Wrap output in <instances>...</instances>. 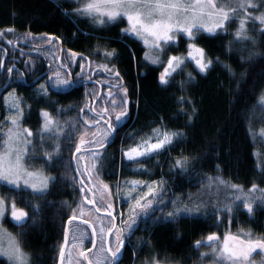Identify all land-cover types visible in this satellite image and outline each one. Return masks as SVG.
Here are the masks:
<instances>
[{"label": "trees", "instance_id": "1", "mask_svg": "<svg viewBox=\"0 0 264 264\" xmlns=\"http://www.w3.org/2000/svg\"><path fill=\"white\" fill-rule=\"evenodd\" d=\"M223 2L225 0L217 1L218 4ZM252 2L257 7L248 8L247 16L244 10L238 9L226 25V31L215 36L198 34L201 38L195 42L213 61L209 71L199 73L195 63L188 61L182 71L173 74L171 86L165 87L159 83L163 65H153L145 59L148 49L141 41L121 35L122 29L128 27L126 19L99 26L87 17L74 15L77 4L69 0H0V34L3 33L0 59L5 64V69L0 70V123L7 118L4 97L15 91L23 100L24 116L20 126L34 132L38 147L29 155V163L54 178L43 195L0 185V197L8 205L14 200L17 208L28 213L22 226L15 225L8 215L3 225L31 255L30 264H59V249L64 243L67 223L83 204L86 191L76 170V166L79 169L78 160L76 166L73 161L80 133L74 134L71 150L63 134L58 140L49 135L41 140L38 135L42 126L41 109L51 113L60 125L72 123L82 128V120L77 123L78 117L91 115L87 110L85 114L79 112L86 103L97 110L110 107L107 99L96 101L92 95L98 96L100 88L104 94L108 92L109 79L104 73L92 75V82L85 75L81 87L71 94H60L55 88H50L47 95L35 92L31 84L34 77L25 68L47 70L49 64L53 70L56 66L64 77L67 69L57 67L60 44L63 63L73 52L78 54L70 66L73 79L80 73L81 63H85V73L90 75L87 62H92L95 69L98 63H108L103 57L105 50H115L116 56L109 58V66L115 65L123 77L122 84L127 87L129 119L113 141L100 151L101 176L111 191L115 192L117 183L124 181L163 180L168 189L165 198L175 194L183 201L177 207L201 204L199 213L178 217L175 222H155L161 216L158 210L151 217L142 218L127 240L122 264H152L156 259L165 264H214L213 247L197 249V240L206 241L213 233L222 238L230 235L246 240L249 236L245 234H250L252 239L264 238V202L259 198L252 202L251 214L246 212L244 202L240 200L233 205L231 214H204L214 207L233 203L231 185H238L247 194L253 184L257 186L256 192L264 190V143L258 141V133L264 126V25L254 19L264 13V0ZM240 19H246L248 38L238 41L235 33ZM51 40L52 45L39 48ZM8 41L12 44L8 45ZM15 43H18L17 47ZM187 43L186 38L179 39L164 53V63L170 55L186 56ZM13 64L19 71L9 75L6 68ZM39 74L37 71L36 75ZM181 97L186 99L183 104L179 103ZM257 110L260 114L256 115ZM159 126L169 132H180L182 136L169 150L153 156L143 165L123 159L121 150L132 147L139 138ZM95 130L97 128L88 129L91 133ZM67 131L69 129L65 127L64 132ZM130 135L136 138L129 139ZM3 139L0 133V148ZM57 143L61 144L59 153L54 152ZM46 152L53 153L55 158L48 161ZM178 158H187V174H173L174 161ZM143 166L148 169L145 173L139 171ZM170 167H173L172 172ZM90 172L86 171L92 180ZM87 177L84 181L88 185ZM82 187L84 192L80 191ZM189 195L196 199L190 202ZM124 201L121 205L123 219L128 220L134 213L131 202ZM167 211H173L172 205ZM201 254L207 255L201 258ZM261 254L264 256V252ZM261 260L264 259H260L259 264ZM0 264L5 263L0 260Z\"/></svg>", "mask_w": 264, "mask_h": 264}, {"label": "snow or ice", "instance_id": "2", "mask_svg": "<svg viewBox=\"0 0 264 264\" xmlns=\"http://www.w3.org/2000/svg\"><path fill=\"white\" fill-rule=\"evenodd\" d=\"M257 5L252 0H225L223 3H217V0H83V3L74 11V15L80 17L91 18L94 24L103 26L105 24H112L119 19L124 18L127 21L128 27L122 29L121 35L126 38L141 41L144 46L149 49L145 53V59L149 60L153 65H163V71L159 74V83L162 86H171L173 74L178 70L183 69V66L188 61H194L199 73H206L212 67L213 61L206 57L205 49L198 46L195 42L201 38L198 34L206 33L208 36L218 35L220 31H226V25L234 18L238 9L244 10L247 16L248 8H256ZM261 25H264V13L254 17ZM246 19H240L239 28L235 36L239 41L247 39L246 36ZM9 32L13 29H8ZM186 38L187 55H170L167 57L166 64L164 63V53L170 47L176 45L177 40ZM45 39V37H41ZM50 42V41H49ZM11 43V41H9ZM78 54L73 52L71 58L66 62L59 65L61 68L67 69L64 78L58 71L49 67L47 70H33L28 67L25 71H29L34 77L32 79V86L37 94L47 95L50 88H55L60 94H71L72 91L81 87L85 75L89 82H92V75L97 73L107 74L109 79L108 92L106 97L93 95V99L104 100L107 99L110 107L103 110H97L94 105L85 104L84 107L79 109L81 114L90 113L91 115H82L78 117L77 123L82 120L83 127L77 128L76 124L60 125L59 121L55 120L51 113L47 110L41 109L40 116L42 118V126L38 135L43 140L45 135H49L54 139H59L63 134L66 137L69 149L71 150L72 143L75 139V133L79 132V143L75 144V153H82L85 144L95 145L99 148H104L112 139L118 135L119 130L126 126L129 119L128 108V90L122 84L123 77L115 68V65L109 66L110 59L116 56L115 50L103 53L105 61L108 63H98L93 69L92 62H87V69L90 75L85 73V63H81L80 73L76 74V79L72 78L70 70L71 64L74 62ZM82 59H86L83 58ZM5 69V64L0 59V70ZM6 71L11 75L14 71L19 70L13 66L7 67ZM39 71L40 74L36 75ZM23 79V76H21ZM45 81L40 83V81ZM114 81V83H113ZM191 81V74H189V82ZM100 81H96L99 83ZM117 89L116 92L113 89ZM10 109H14V114L7 118L10 123L5 133V139L2 148H0V185L7 187L10 190L20 191L21 185L23 190L31 189L33 194L43 195L48 188L50 181L54 182V178L45 176L38 171H29L24 164V157L28 152V146L32 143L33 133L30 129H21L20 124L24 116V108L21 106L23 100L16 97L13 93ZM9 96H5L4 100L7 104ZM117 97L119 99H117ZM186 102L184 97L179 99V103ZM116 109H119L116 112ZM63 111V109H61ZM116 113L113 117V113ZM191 119V116L188 117ZM101 121L103 126L101 128ZM69 131L64 132V128ZM89 128H97L98 132H92L94 139L86 140L85 137L89 135ZM138 135V134H137ZM182 133L176 131H161L160 129H153L152 134L147 137H142L140 142L135 146L129 147L122 152L124 158L131 163L143 165L145 162L152 159L153 156L160 155L162 152L169 150L173 141L180 137ZM129 139H135L136 136L130 135ZM61 144L57 143L54 146V152L59 153ZM89 150V149H83ZM96 158H99V151L91 153ZM48 161L53 160L55 157L53 153H45ZM75 159H83V155ZM175 171L173 174H187L188 161L187 158H178L174 161ZM79 170V169H77ZM139 171L145 173L147 168L140 167ZM170 172L173 167H170ZM219 179V178H217ZM221 184L224 181H219ZM129 185L128 200L130 208L134 213L128 220H124L121 214V227L117 226L116 214L113 211V203H102L101 206L105 210V216L101 219V226L97 230L93 227L91 233V243L96 248L95 259H89L83 251L79 253L81 257L88 261V264H122L126 241L137 230L140 220L147 219L155 214L158 210L161 212L155 222L167 223L175 222L178 217L186 216L189 214H197L200 212L201 204L195 206L185 205L184 207H177L178 204L183 203L182 200L175 197V194L168 196V189L165 187L166 181H147L133 180L126 181ZM120 187L119 183L116 185ZM241 195L233 198L232 204H224L222 207H214L206 211L205 215L216 216L217 213L226 212L231 214L233 205L236 201L244 200V209L248 214L253 212L252 203L248 201L259 198L264 202V195L260 197H250L243 192L238 185L230 186ZM94 188L99 192V199L101 202L106 200L105 193L110 192L108 185H94ZM144 189H147L145 192ZM257 186L253 184L252 191H256ZM84 192V188L80 189ZM264 193V190H260ZM135 193V195H133ZM143 193V195H141ZM85 199L89 204L94 203L93 199ZM189 201H193L196 197L189 195ZM203 203V202H201ZM169 205H172L173 211H167ZM207 208V205H204ZM8 210L7 202L4 198L0 197V219L5 217ZM100 208H96V212H100ZM151 210V211H149ZM82 212V210H81ZM166 213V214H165ZM28 213L23 209L17 208L15 201L11 202L10 219L17 225L22 226L26 222ZM77 216L74 213L69 219V224L76 220ZM84 224H88L85 220ZM127 229V235L125 234ZM78 235L74 234L73 239L78 240L79 243L75 247H82L86 233L77 229ZM248 239H240L235 236H225L222 248H212V255L214 256V264H253L251 259L252 254L257 249L264 252V238L252 239L250 234ZM109 237L112 239L109 240ZM97 240L99 244L97 246ZM218 240L216 234H209L206 241L197 240L195 247L198 249L201 246L212 247L213 243ZM232 243H229V242ZM68 243V232L65 229L64 244L60 246V264H64L65 247ZM89 252L92 249H88ZM71 256V253H69ZM204 255L201 254V258ZM0 257H5L9 264H25L24 254L19 247V243L10 238L7 248L0 245ZM71 264V262H70ZM77 264L79 262L77 261ZM260 264H264L261 260Z\"/></svg>", "mask_w": 264, "mask_h": 264}, {"label": "rangeland", "instance_id": "3", "mask_svg": "<svg viewBox=\"0 0 264 264\" xmlns=\"http://www.w3.org/2000/svg\"><path fill=\"white\" fill-rule=\"evenodd\" d=\"M71 2H74L77 4V8L80 7L83 3V0H69ZM218 1V0H217ZM91 20V18H88ZM3 33L0 34V36L2 35ZM178 42V40H177ZM176 42V43H177ZM144 45V44H143ZM149 51V49H148ZM57 53V52H56ZM54 56H56V54L54 53ZM194 62V61H193ZM32 64V62H30ZM195 63V62H194ZM166 64V63H165ZM54 70H56V67L54 66ZM60 72V71H58ZM61 74V73H60ZM61 78H64L63 75L61 74ZM14 92V95L18 98H20L15 91H10L9 93H13ZM9 93H7L6 96H9ZM12 99L13 97L12 96H9V101L8 103L6 104L5 101H4V106L6 107V111H7V118L14 114V109H10V105H11V102H12ZM22 99V98H20ZM22 106V105H21ZM262 108L264 110V100L262 102ZM258 113L257 114H260L259 111L257 110ZM254 114H255V111H254ZM255 117V115H254ZM7 118L0 123V133L3 135L4 139H5V133L7 131V129L9 127H11L10 123L7 121ZM21 125V124H20ZM21 129H30L28 127H23V126H20ZM102 128V126H101ZM156 129H160L161 131H167L165 130L162 126H159L157 127ZM31 130V129H30ZM99 129L93 131V132H98ZM89 132V131H88ZM33 133V137H32V143L31 145L28 146V152L27 154L25 155L24 157V164H25V167L29 170V171H38V172H41L43 175L45 176H49V177H52L51 175H48L46 174L45 172H43L42 170H40L38 167H35V166H31L30 163H29V155L34 152L36 149L35 148H38L36 146V143H35V134L34 132ZM152 134V132L150 134H147L145 137L147 136H150ZM258 135L260 136V138L258 139L259 142H263L264 143V126L263 128L259 131ZM182 136V135H181ZM180 136V137H181ZM180 137H178L177 139H180ZM95 137H92L91 135V132H89V135L85 137L86 140H89V139H94ZM4 139H3V143H4ZM175 139V140H177ZM174 140V141H175ZM173 141V142H174ZM140 142V138L138 139L137 143L138 144ZM135 144V145H136ZM133 145V146H135ZM87 148H93L92 151H86L84 153H81L79 156L83 155V159H80L78 160V166H79V169H80V172H81V175H82V167L83 165H86L89 170L92 172V180L89 181L88 185H89V189H90V193L93 194L95 200H96V206L99 207L101 210V212H104L105 213V210L104 208L101 206L102 203H107V202H111L113 203V211H114V214H116V218L117 217V212H116V207L117 208H121V205L123 202H125L124 200H128V191H129V185L126 184L124 182H122L120 185L119 188H116L115 192L111 191L110 187L108 186L110 192L108 193H105L106 195V200L101 202L100 199H99V192L96 191V189L94 188V185H105V181L104 179L102 178L101 176V172H100V168H99V165H100V156L99 158H96L95 156H93L91 153L92 152H96L97 150V146L95 145H89V144H86L83 146V149H87ZM35 149V150H34ZM96 151H95V150ZM126 150V149H125ZM123 151V150H121ZM100 153V152H99ZM123 157V155H122ZM124 158V157H123ZM125 160H127L126 158H124ZM144 167V166H143ZM146 168V167H144ZM152 173V172H150ZM149 173V174H150ZM83 176L85 177V174L83 173ZM53 178V177H52ZM140 181H142L141 179H138ZM52 183V181L49 182L48 184V188L45 190L48 191L49 187H50V184ZM151 183V182H149ZM87 184V182H86ZM107 185V184H106ZM21 189H23V185H21ZM233 190V189H232ZM27 191L31 192V189H28ZM144 191L146 192L147 189H144ZM38 194V193H37ZM143 194V193H142ZM247 194V193H245ZM262 193L261 192H256V191H252L250 190L248 192V195L250 197H259ZM133 195H135V193H133ZM237 195H241L239 192H236L235 190L232 191V194L230 195V199L233 200V198ZM85 196L88 197V199H92L90 194L88 195V193L85 191V194L83 196V204L81 205V207L76 210L75 214L77 216V218H81L83 220H87L88 222H90V224L93 225V227H95L97 230L99 229V227L101 226V219L105 216L104 214H97L95 211H94V208L92 206V204H90V206H88V202L87 200L85 199ZM240 201H243V198H241ZM254 200H249L248 202L249 203H252ZM86 202V203H85ZM7 207H8V210L6 211V214H5V217L8 215L10 217V210H11V205H8L7 204ZM82 210V212H81ZM121 211H122V208H121ZM123 213V212H122ZM123 216V215H122ZM0 219V245H3L5 248L8 247L9 245V242H10V238L17 241V237L12 234L10 231H8L3 223H4V219ZM27 219V218H26ZM77 229H79L80 231H83L84 233H86L85 235V238H84V241H83V246L82 247H75L74 248V245L78 244L79 241L78 240H74L73 239V236L74 234H77L78 235V232H77ZM91 229L89 227V225H86L84 223H74L71 227V231H70V236H69V246H68V250H67V256H66V259H65V262L64 264H77V261L79 262V264H88V262L85 261V259H83V257H81L79 255V253L81 251H85L86 250V242H87V245L91 246L92 243L90 242L91 241ZM125 234L127 235L126 231H125ZM216 236L218 237V240L216 242L213 243L212 247H215V248H222L223 247V244H224V238L220 237L219 235L216 234ZM207 240V239H206ZM127 242V241H126ZM229 243H232L231 241ZM99 244V241L97 240V246ZM19 247L21 249V251L23 252L24 254V260H25V264H30V261H31V255L20 245L19 243ZM96 249V248H95ZM97 250V249H96ZM96 250L95 252L88 256L89 259H92L94 260L95 259V253H96ZM69 253H71V256L69 255ZM262 252L261 251H256L255 253L252 254V256L254 255V257H251L252 261H253V264H259V260L260 259H264V256H262L261 254ZM255 256H258L259 258L256 259ZM0 260L4 261L5 264H9V262L7 261V259L5 257H0ZM152 264H165V263H161L159 262L157 259L154 260V262H152ZM170 264V263H169Z\"/></svg>", "mask_w": 264, "mask_h": 264}, {"label": "flooded vegetation", "instance_id": "4", "mask_svg": "<svg viewBox=\"0 0 264 264\" xmlns=\"http://www.w3.org/2000/svg\"><path fill=\"white\" fill-rule=\"evenodd\" d=\"M98 96H101V97H106L107 96V93H103L102 92V89L100 88V92H99V95ZM86 176H88V174L86 173ZM95 212H96V210H95ZM97 213V212H96ZM97 214H105L104 212H101V213H97ZM116 220H117V218H116ZM117 226L119 227V225H118V221H117ZM112 238L111 237H109V240H111ZM126 248V247H125ZM89 248H86V250H88ZM95 250L96 249H94L92 252H90L87 256H90V255H92L94 252H95ZM124 252H125V250H124ZM124 256V255H123Z\"/></svg>", "mask_w": 264, "mask_h": 264}, {"label": "water", "instance_id": "5", "mask_svg": "<svg viewBox=\"0 0 264 264\" xmlns=\"http://www.w3.org/2000/svg\"><path fill=\"white\" fill-rule=\"evenodd\" d=\"M92 199L94 200V197L92 196ZM93 204V206L95 207V203H92ZM79 219H76V220H74V221H78ZM69 222L67 223V227H66V229H67V232H68V235H69ZM64 244V243H63ZM67 246H68V243H67V245H66V247H65V254H66V251H67ZM94 248V247H93ZM87 253H85V255H86ZM59 264H60V262H59Z\"/></svg>", "mask_w": 264, "mask_h": 264}]
</instances>
